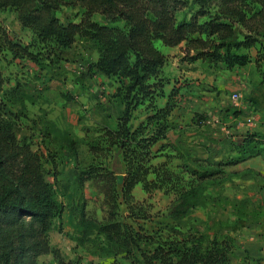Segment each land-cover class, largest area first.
I'll return each instance as SVG.
<instances>
[{"label":"trees","instance_id":"1","mask_svg":"<svg viewBox=\"0 0 264 264\" xmlns=\"http://www.w3.org/2000/svg\"><path fill=\"white\" fill-rule=\"evenodd\" d=\"M190 2L196 8L189 17L178 19L177 11ZM64 4L80 5L82 17L78 21L61 20L57 10ZM3 8L14 9L21 26L30 28L38 41L52 43L59 50L69 48L78 37L86 39L97 52L92 67L117 81L111 96L122 107L115 124L103 126L94 139L87 141L92 159L74 172L79 187L89 180L103 193L106 214L102 219L89 216L82 199L75 239L99 240L107 254L124 253L131 259L129 264H232L230 255L237 246L234 237H208L192 223L187 227L182 224L195 206L208 199H227L220 192L215 197L207 192L211 184L222 183L226 166L257 155L264 158V131L239 132L238 138H229L223 153L217 142L214 146L201 143L204 155L191 146L183 149L179 137L163 142L173 126L171 115L178 105V88L165 90L168 79L162 69L166 55L155 41L166 46L184 44L188 61L226 68L253 61L259 81L264 84V0H0V9ZM95 12L113 24L93 20ZM4 51L12 58L35 59L29 44L15 40L0 25V53ZM1 82L0 78L5 103L13 106L18 100L24 108L25 100L33 102L30 93L18 83L2 90ZM63 97L73 96L65 92ZM159 97H164L162 104L157 103ZM143 104L146 113L134 124L133 112ZM236 110L234 115H238ZM7 114L11 117L12 112L0 109V264H51L37 260L48 252H53L56 264H77L58 256L48 237L54 218L63 209L54 185L57 171H52V183L46 177L42 153L16 135ZM19 114L13 113L12 117ZM45 120L48 128L44 129L49 134L54 122ZM205 120L201 112H194L193 123L201 126ZM40 132L46 134L43 128ZM68 141L72 146L73 140ZM167 147L182 160L176 164L178 170L168 166L167 158L153 162ZM114 148L120 149L124 162L120 184L106 162ZM187 149L193 154L185 153ZM46 159L56 166L52 150H48ZM139 182L146 190L166 185L174 193L167 212L174 222L164 223L165 233L146 232L138 224V219L149 216L142 202L133 196ZM121 201L126 205L125 216L136 226L122 219ZM248 201L247 197L230 199L238 217L246 214ZM141 243L153 246L145 248ZM136 253L139 257H135Z\"/></svg>","mask_w":264,"mask_h":264},{"label":"rangeland","instance_id":"2","mask_svg":"<svg viewBox=\"0 0 264 264\" xmlns=\"http://www.w3.org/2000/svg\"><path fill=\"white\" fill-rule=\"evenodd\" d=\"M195 8L196 4L190 2L177 11L176 16L178 19L189 17ZM57 15L61 20L78 21L83 15V8L78 4H64L57 10ZM91 17L101 23L113 24L98 12L93 13ZM115 24L120 25L122 22ZM0 25L4 26L15 40L29 44L35 55L32 60L27 57L12 58L5 51L0 53L2 90L18 83L30 93L33 100H25L24 108L18 100L10 106L5 103L0 90V109L12 114L20 113L16 118L12 117V114L11 117L7 115L13 120L16 135L29 141L34 149L42 153L43 168L47 179L52 183V171H57L58 181L54 185L63 209L61 214L54 218L48 233L52 248L56 249L57 255L64 260H73L77 264H129L131 259L124 253L107 254L101 249L99 240L87 239L79 242L75 239L78 209L83 203L82 199L85 200V209L89 216L102 219L106 214L103 193L89 180L79 187L74 181V172L92 159L87 149V141L94 139L103 126L115 124V116L122 107L118 99L111 96L117 81L92 67L97 52L84 38L78 37L69 48L59 50L52 43L38 41L30 28L21 26L16 11L12 8L0 9ZM155 43L166 55L162 69L163 75L168 79L165 90L178 88L175 96L178 105L171 115L173 126L163 142H173L179 137L183 141V149L191 146L200 155L205 154L201 143L212 146L217 142L220 148L218 150L223 153L229 146V138L236 139L239 132L252 129L256 125L264 128V107L259 108L254 100L260 87L253 61L242 67L226 68L200 60L188 61L182 43L176 46H166L159 40ZM65 92L73 97L65 99ZM237 92L240 96L235 99L234 94ZM163 101L164 97L157 98L158 104ZM234 110L238 111V115L232 113ZM194 112H201L206 117L201 126L192 122ZM145 113V105H139L133 112L132 122L136 124ZM46 118L54 122V129L49 128V134L47 129H44L45 126L48 128ZM42 128L46 132L45 135L40 132ZM69 139L73 140L72 146H69ZM47 149L52 150L56 166L46 159ZM184 152L193 154L189 149ZM166 153L167 156L164 155ZM176 155L174 150L167 147L153 162L167 158L168 166L178 170L176 164L182 160ZM260 158L262 157L253 163L256 166L253 165V168L249 169H237L239 165L226 166L222 183L211 184L207 192L212 197L220 192L221 195L227 196V199L218 202L216 199H208L195 206L190 217L183 220L182 226L187 227L188 223H192L208 237H234L237 246L230 255L232 264H264L259 256L245 253L243 248L247 243L239 240V236H242L246 229L264 219V159ZM106 162L116 173L117 182L120 184L124 173L120 149H112ZM133 196L142 202L149 214L148 217L137 220L142 230L165 233L167 228H163L164 223L174 222L167 216L175 197L174 193L167 190L166 185L152 186L146 190L139 182L133 188ZM234 197L248 198L245 215H236L230 202ZM120 209L122 219L136 226L135 222L125 216L127 209L123 201ZM255 211L261 214L255 215ZM239 241L243 248L239 247ZM141 245L149 248L153 243ZM135 257H139V254L136 253ZM37 260L41 263L56 264L53 252L41 254Z\"/></svg>","mask_w":264,"mask_h":264},{"label":"crops","instance_id":"3","mask_svg":"<svg viewBox=\"0 0 264 264\" xmlns=\"http://www.w3.org/2000/svg\"><path fill=\"white\" fill-rule=\"evenodd\" d=\"M238 67H242V66H238ZM258 77H259V75H258ZM258 84H259L258 86L260 87V90H259V94L256 97H254V100L259 105V108H261V107H264V84L260 83V81ZM162 103H160V104H162ZM259 127H260L259 125H256V126H253L252 129L264 131V128H261V127L259 128ZM259 157H262V156H260V155L253 156V157H250V158H248V159H246L240 163H237L235 165H237V166L239 165V167L237 169L251 168L253 165L255 167L256 165L253 163H255L256 159H258ZM262 158H260V159H262ZM253 159H255V160H253ZM262 161H264V160H262ZM235 165H232V166H235ZM253 225L254 226L252 228L249 227L250 229H246V232H243L242 236H239L240 241H244L245 243H247L244 245V248H246V250L243 248V245L240 241L238 242L239 247L241 246L245 253L247 252L250 255H256V257L259 256L261 261L264 262V219H260L258 223L256 222ZM249 232H250V234H248ZM241 237H243V238H241Z\"/></svg>","mask_w":264,"mask_h":264},{"label":"built area","instance_id":"4","mask_svg":"<svg viewBox=\"0 0 264 264\" xmlns=\"http://www.w3.org/2000/svg\"><path fill=\"white\" fill-rule=\"evenodd\" d=\"M239 96H240V93H238V92H237L236 94H234V98H235V99H238Z\"/></svg>","mask_w":264,"mask_h":264}]
</instances>
